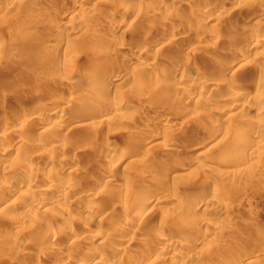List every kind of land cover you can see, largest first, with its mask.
Here are the masks:
<instances>
[{
  "label": "rangeland",
  "instance_id": "obj_1",
  "mask_svg": "<svg viewBox=\"0 0 264 264\" xmlns=\"http://www.w3.org/2000/svg\"><path fill=\"white\" fill-rule=\"evenodd\" d=\"M252 25L255 33H250ZM261 34L264 0H22L18 4L0 0V107L5 103L12 109L7 113L0 108V119L26 126L12 132L20 148L8 139L7 150H0V264H66L67 257L76 259L75 264H98L101 255L121 256L125 245L130 253L123 255L122 264H139L135 251L159 233L164 241L195 245L194 253L181 250L199 258L187 257L186 264H264V137L252 139L261 147L253 157L242 144L251 125L264 120V108L258 110L264 107ZM126 43L143 44L141 57L124 49ZM180 62L187 63V75H173ZM191 76L199 83L188 82ZM202 82L206 86L201 89ZM235 91L242 96L234 107H215L214 101ZM106 94H117L121 100L112 111L87 116L96 98ZM251 97L258 102L254 104ZM66 104L70 110H65ZM116 108L126 111V117L119 116ZM163 122L172 128L165 135ZM175 134L183 137L177 139ZM170 142L177 145V154L164 148ZM200 160L208 166L197 165ZM41 165L49 168L40 185L55 189L47 196L55 195L53 200L31 207L32 202L45 200L6 192L12 180L9 172L23 167L35 174ZM60 169L70 170L71 176L60 178ZM110 169L130 176L132 189L121 177L107 182ZM173 169L182 175L179 180L171 178ZM19 183L26 188V183ZM167 183L184 187L187 201L200 200L191 209L207 218L212 233L204 224L196 226L191 236L182 234L187 226L176 223L182 207L174 206ZM154 185L168 200L144 205L156 192ZM64 186L90 189L91 200L81 198L70 207L73 196L63 203L55 193ZM137 186L148 190V198L137 200L135 210ZM212 194L218 201L207 207L211 213L205 199ZM22 206L34 209L22 214ZM216 207H224L227 215L214 214ZM94 227L102 228V233L78 248L80 237ZM124 227H140L129 244L122 236ZM227 232L228 242L218 241L221 235L228 238ZM246 238L262 241L261 256L251 255L252 249L242 243ZM24 243H28L25 249ZM48 245L57 247L56 253ZM161 247L150 245L143 254L151 262L172 253H159Z\"/></svg>",
  "mask_w": 264,
  "mask_h": 264
},
{
  "label": "bare ground",
  "instance_id": "obj_2",
  "mask_svg": "<svg viewBox=\"0 0 264 264\" xmlns=\"http://www.w3.org/2000/svg\"><path fill=\"white\" fill-rule=\"evenodd\" d=\"M12 3L13 4H18V3H22V0H12ZM78 6V5H77ZM96 10V9H95ZM95 14V13H94ZM234 16V15H233ZM256 16V15H255ZM258 19V18H257ZM254 27H255V22H254ZM253 25L252 26H248L249 27V29H250V33L252 32H254L255 31V28L253 27ZM213 26V25H212ZM257 27V26H256ZM257 31H258V29H257ZM172 33V32H171ZM245 33V32H244ZM255 33V32H254ZM257 33V32H256ZM157 34V33H156ZM258 34V33H257ZM246 35V34H245ZM261 35H263V34H261ZM54 36V35H53ZM57 36V35H56ZM182 36V35H181ZM184 36V35H183ZM258 36H260L259 34H258ZM264 36V35H263ZM49 37V36H48ZM64 37V36H63ZM215 37V36H214ZM234 37V36H233ZM261 37V36H260ZM57 38V37H56ZM262 38V37H261ZM145 39V38H144ZM240 39V38H239ZM48 40V39H47ZM62 40V39H61ZM55 41V40H54ZM140 42V41H139ZM148 44V43H147ZM56 46V45H55ZM142 46H143V44H131V43H126L125 44V46H123L124 47V49H126V50H129V51H131L133 54H135V55H139L137 58H139V57H141L140 55H142L143 54V52H142ZM225 46V45H224ZM228 47V46H227ZM42 48V47H41ZM40 48V49H41ZM160 49H162V48H160ZM18 50V49H17ZM23 50V49H22ZM44 50H45V48H44ZM161 51V50H160ZM166 51V50H165ZM43 52V51H42ZM2 53V52H1ZM34 54V53H33ZM184 55V54H183ZM227 55H230V54H227ZM226 55V56H227ZM242 55V54H241ZM35 57V56H34ZM233 57H235V56H233ZM239 58V57H238ZM224 59V58H223ZM235 58H233V60H234ZM237 59V58H236ZM29 60V59H28ZM139 62H140V60H139ZM137 63H138V60H137ZM170 64V63H169ZM172 64V63H171ZM173 64H174V62H173ZM222 64H224V63H222ZM92 65V64H91ZM143 65V64H142ZM96 66V65H95ZM147 66V65H146ZM256 66H257V64H256ZM259 66V65H258ZM67 68V67H66ZM65 68V69H66ZM70 68V67H69ZM68 68V69H69ZM138 68H140V66L138 67ZM93 69V68H92ZM175 69V68H174ZM146 70V69H145ZM176 73L175 74H173V75H176V74H178L179 73V75L181 76V75H187L188 74V72H189V70L190 69H188V66H187V63H185V62H183V63H178L177 65H176ZM69 72H70V70H68ZM151 71V70H150ZM72 72V71H71ZM212 72V71H211ZM214 73V72H213ZM74 73L72 72V74H70L73 78H76V76H74L73 75ZM110 77V76H109ZM175 77V76H174ZM237 77V76H236ZM107 80H109V81H111V82H117V81H119L118 79H115V78H108ZM212 80V79H211ZM188 82H191V83H196V79H195V77L193 78L192 76H191V78H189V80H188ZM198 82V81H197ZM120 83H122L121 81H119V82H117L116 84H120ZM199 83V82H198ZM198 83H196V84H198ZM220 83V82H219ZM205 84V83H204ZM204 84H203V82L202 83H200V87H201V89L202 88H204L205 86H204ZM195 85V84H194ZM233 85V84H232ZM237 86V85H236ZM213 90H215L214 89V87H211L210 88V91H213ZM229 93V92H228ZM242 93H239L238 91H235L234 93H232L231 95H222L220 98H219V100L218 101H214V102H216L218 105H216V103H214L216 106L215 107H218L220 104L223 106H229V108H232V107H234L235 105H236V103L238 102V99H240V97L242 96L241 95ZM107 95V94H106ZM105 95V97H100L99 98V100H97V98H96V101L94 102V104L92 105V109L90 110V112L87 114V116H91V115H93L94 113H96L97 111H103V110H105V111H107V112H109L110 110L112 111V109H114L115 108V106H116V104L121 100L120 99V97H118V95L116 94H112V95H110V94H108L107 96ZM244 95V94H243ZM120 96V95H119ZM244 97V96H243ZM263 98H264V95H263ZM263 98H262V101L261 102H264L263 101ZM251 99L254 101V104H256L257 102H258V99H257V97L255 98L254 97V99L251 97ZM261 100V99H260ZM6 101V100H5ZM251 101V100H250ZM252 101V102H253ZM256 102V103H255ZM7 103V102H6ZM146 103V102H145ZM1 104H4V105H2V107H0L1 108V110H3L4 112H9V111H11L12 109L10 108V107H8L5 103H1ZM262 104L263 103H261V104H259V105H261L262 106ZM67 105V104H66ZM143 105V104H142ZM263 106H264V104H263ZM257 107H258V105H257ZM70 108H71V105H67L66 107H65V110L67 111V110H70ZM264 107H260L259 106V108H258V110L260 111V110H262ZM55 109V108H54ZM118 111H116L117 112V114L119 115V116H121V117H123V116H125V112L124 111H122V109H120V108H116ZM222 109V108H221ZM234 109V108H233ZM40 110V109H39ZM45 109H43V111H44ZM56 110V109H55ZM228 110H230V109H228ZM18 111V110H17ZM15 112V111H14ZM38 112H40V111H38ZM264 112V111H263ZM2 113V112H1ZM0 113V114H1ZM16 114H17V112H15ZM49 113V112H48ZM47 113V114H48ZM55 112L54 111H50V114H54ZM100 113H102V112H100ZM207 113H209V112H207ZM211 113V112H210ZM49 114V115H50ZM98 114V113H97ZM3 115V114H2ZM5 115V114H4ZM55 115V114H54ZM206 115V114H205ZM204 115V116H205ZM214 115H215V113H214ZM209 116V115H208ZM242 116V115H241ZM126 117V116H125ZM124 117V118H125ZM231 117H235V116H230V118ZM214 119H215V117H213ZM227 118V117H226ZM239 118V117H238ZM31 119V118H30ZM209 119H210V117H209ZM217 119H219V118H217ZM216 119V120H217ZM211 120H213V119H211ZM205 121H206V119H205ZM8 122H6V121H4V120H2V119H0V127H1V132H0V150L1 151H6L7 150V147L5 146V142L9 139H12L13 137H12V132L13 131H21L24 127H26L25 125H21V124H19V125H8L7 124ZM164 123V122H163ZM254 124V123H253ZM182 128V127H181ZM187 128H189V127H187ZM186 128V129H187ZM171 124H169V123H164V126H162V134L163 133H168V132H171ZM175 130V129H174ZM179 130V129H178ZM181 130V129H180ZM184 131V130H183ZM187 131H189V130H187ZM191 131V130H190ZM245 131V130H244ZM44 132V131H43ZM186 132V131H185ZM247 132V131H246ZM182 133V132H181ZM190 133V132H189ZM188 133V134H189ZM243 133V132H242ZM241 133V134H242ZM46 134V133H45ZM158 134L160 135V133L158 132ZM157 134V135H158ZM191 134V133H190ZM241 134H239V135H241ZM243 134H245V133H243ZM247 134V133H246ZM157 135L155 136V138L157 137ZM163 135H165V134H163ZM238 135V136H239ZM178 136V138L177 139H181L183 136H180L179 137V135H177ZM176 136V134H175V137H177ZM226 136V135H225ZM246 136V135H245ZM154 137V136H153ZM254 137H264V120H257V122H255V124L254 125H251V128H250V130L248 131V135H247V137H245V139L243 140V143L242 144H244V145H246V147L248 146V148H249V150H251L250 151V154L248 155L249 157H253V155L254 154H256V153H258L260 150H261V147H260V145H257L256 143H254V141H252V139L254 138ZM188 138H189V136H188ZM236 138H237V136H236ZM241 138H242V136H241ZM55 139V138H54ZM175 139V138H174ZM177 139H176V141H177ZM226 139V138H225ZM239 139V138H238ZM13 140V143H14V145L16 146V148H20V141L19 140H15V139H12ZM58 141V140H57ZM180 140H178V142H179ZM238 141H240V139L238 140ZM50 142V141H49ZM52 142H54L53 140L51 141V143ZM172 142V141H171ZM169 143V144H165L164 145V143H163V145H164V148L167 150V152H170V155L171 154H173V153H176L178 150L175 148V146H177L175 143ZM175 142V141H174ZM181 142V141H180ZM184 142V141H183ZM236 142V140H234L233 139V141L230 143V145H229V148H230V150H231V148H232V146H233V144ZM157 143V142H156ZM47 144V143H46ZM158 144V143H157ZM240 144H241V142H240ZM163 145L161 144V146H162V148H163ZM180 147V146H179ZM42 149V148H41ZM59 149V148H58ZM227 149H228V147H227ZM188 151V150H187ZM4 153V152H3ZM177 154V153H176ZM179 154V153H178ZM176 156V155H175ZM234 156V155H233ZM243 156V155H242ZM0 157H1V155H0ZM166 157V156H165ZM177 157V156H176ZM248 157V158H249ZM2 158V157H1ZM0 158V165H1V163H2V159ZM155 158V157H154ZM246 158V157H245ZM156 159V158H155ZM162 159V158H161ZM121 160V159H120ZM153 160V159H152ZM152 160L150 159V160H148V161H151L152 162ZM155 161V160H154ZM153 161V162H154ZM160 161V160H159ZM163 161V160H162ZM164 161H165V159H164ZM72 162V161H71ZM150 162V163H151ZM149 163V162H148ZM149 163V164H150ZM153 164V163H152ZM155 164V163H154ZM162 164H164V163H162ZM89 165V164H88ZM197 165H199V166H208V163L207 162H205L204 160L203 161H201L200 160V162H198L197 163ZM27 167V166H26ZM97 167V166H96ZM31 168V167H30ZM48 166H43V165H41L39 168H38V170H37V172H35V174H34V171L32 170V169H27V168H23V167H19V168H17V170L14 172V173H12V172H9L8 173V178L10 177L12 180L7 184V186H5L6 188V192L8 191V192H19L21 195H23V196H26V197H33V200H35V197L37 198V199H39V201L40 200H45L44 201V203H42L43 201H40V202H35L34 201V203L32 204L31 203V207H32V205L33 206H36V204L38 203V207H40L41 205H44V204H46L48 201H51V200H53L54 199V197H55V195H54V197L52 196V198L51 197H48L47 198V196L49 195V194H51L54 190L51 188L50 189V187L48 188V187H42V185H40V180L41 179H43L42 177H43V175H45V172L48 170ZM113 168V167H112ZM146 168H148V167H146ZM158 168V167H157ZM109 168L107 167L106 168V170H108ZM160 169V168H159ZM146 170H149V169H145L144 171H146ZM169 170V169H168ZM152 171V170H151ZM153 171H154V169H153ZM49 172H50V170H49ZM147 172V171H146ZM51 173V172H50ZM105 173V172H104ZM123 173V172H122ZM156 173V172H155ZM172 176H171V178L173 177V179H180L181 177H182V175L180 174V173H177V170H175V169H173V171H172ZM124 174V173H123ZM58 175H59V177L60 178H67V177H70L71 176V171L70 170H68V169H66V170H63V169H60L59 170V172H58ZM106 176H107V178L108 179H106L107 180V182H113L114 181V179H116V178H118V177H121V180L124 182V185L126 186V188L127 189H130L131 188V186H132V179L130 178V176H128V175H119V173L116 171V170H114V169H110L106 174H105ZM163 176V175H162ZM263 176V175H262ZM261 176V177H262ZM159 177V176H158ZM168 177H170V176H168ZM260 177V178H261ZM163 177H161V179H162ZM167 178V176L166 177H164V179H166ZM154 179V178H153ZM155 179H157V178H155ZM158 179H160V177L158 178ZM158 179L155 181L156 183H157V181H158ZM163 179V180H164ZM43 181V180H42ZM167 181V180H166ZM262 181H264V179L262 180ZM19 182H24V183H26V188H21L19 185H20V183ZM45 182V181H44ZM68 182V181H67ZM116 182V181H115ZM135 182V181H134ZM154 182V183H155ZM152 183H153V181H152ZM155 183V184H156ZM165 183V182H164ZM64 184V183H63ZM68 184V183H67ZM110 184H112V183H110ZM116 184V183H115ZM121 184H122V182H121ZM65 185V184H64ZM138 185V184H137ZM142 185H144V184H142ZM166 185H168V183L166 184ZM44 186V185H43ZM61 186V185H60ZM136 185H134V187H135ZM146 185H144V187H145ZM148 187H149V185H147ZM155 187H154V189L156 188V185H154ZM169 186V185H168ZM52 187H54V186H52ZM68 187V188H67ZM67 187H60V188H58L57 190H56V195H57V199H59V200H62V202L63 201H65V200H67L69 197H68V195H70V196H73L74 197V200H71V202L70 203H68V204H70L69 206L71 207V206H73V205H75V204H77V201L79 200V199H81V198H88L89 199V201L91 200V195H92V193L93 192H91L90 191V189H83V188H74V189H72L71 187V189L69 188V186H67ZM138 188L135 190V192L133 193V195H134V208H132V209H135L136 210V208H138L139 207V205L138 204H136V202L138 203V201L137 200H139L142 196H144L145 194H147L148 193V190L146 189V188H144V187H139V186H137ZM158 187V186H157ZM170 187V186H169ZM169 187H167V189H166V187H165V189L166 190H168V192H169V194L168 195H170L171 196V198L169 197V196H167V197H169L171 200H173V201H175V204H174V206L175 207H182L181 208V213L177 216L178 218V222H176V223H180V224H182V225H186L187 227L185 228V229H181V232H182V234L183 235H188V236H191V234L194 232V230H195V227L196 226H199V227H197V228H203V226L202 225H204L206 222H207V218H203L202 216L203 215H201V216H199L197 213H198V211H197V213H195L191 208H193L192 207V205H194V207H195V205H200V200L199 201H195V202H189V200L187 201V199H186V193H187V191H185L182 187H176L175 185L173 186H171L170 188ZM125 188V189H126ZM136 188V187H135ZM134 188V189H135ZM151 188H153V187H151ZM201 188V187H200ZM132 189V188H131ZM133 189V190H134ZM150 189V188H149ZM157 189V188H156ZM155 189V190H156ZM162 189H164V188H162ZM164 189V190H165ZM199 189V188H198ZM201 189H203V188H201ZM51 190H53V191H51ZM158 190V189H157ZM156 190V192H154L153 193V195H152V197H151V194H150V197L148 198V196H146L145 195V197H147L148 199H145L146 201H145V204L144 205H148L150 202L152 203L153 201H156V202H162L163 200H168L167 198H164V194L163 193H161L160 194V188H159V190L157 191ZM50 191H51V193H50ZM199 191H200V189H199ZM198 191V192H199ZM150 192V191H149ZM195 193H196V191H195ZM202 193V192H201ZM54 194V193H53ZM126 194V193H125ZM163 194V195H162ZM194 194V193H193ZM204 194L206 195V193L204 192ZM196 195V194H195ZM196 196H198V194L196 195ZM203 196L204 195H202V196H198V197H202L203 198ZM209 196V197H208ZM207 197H206V199H205V206H206V210L208 211H210L211 213H212V210H210L209 208H207V207H209L210 205L209 204H211V202H213V204H214V202H216V201H218L217 199L218 198H216V195H214V194H212V195H208ZM144 197V198H145ZM36 199V200H37ZM57 199H56V201H57ZM87 199V200H88ZM93 199V198H92ZM194 199H196V198H194ZM32 200V201H33ZM123 200V199H122ZM191 201V200H190ZM68 202V201H67ZM155 202V203H156ZM169 202H171V201H169ZM201 202H202V200H201ZM63 203H65V202H63ZM78 203H79V201H78ZM133 203V202H132ZM217 203V202H216ZM215 203V204H216ZM67 204V203H66ZM158 204V203H157ZM204 204V203H203ZM150 205V204H149ZM171 205V204H170ZM62 206V205H61ZM127 206H129L130 207V205H127ZM23 207V206H22ZM37 207V208H38ZM65 207V206H64ZM70 207H66V209L67 208H70ZM152 208V207H151ZM197 208V207H196ZM199 208V207H198ZM217 208V207H216ZM32 209H34V208H32ZM30 207H23V211L22 212H24V213H22V214H29L30 213V210H32ZM139 209V208H138ZM138 209H137V211H138ZM68 210V209H67ZM214 210V209H213ZM153 211V210H152ZM156 210H154L153 212H155ZM89 212V211H88ZM90 212H91V210H90ZM132 212H134V210H132ZM152 212V213H153ZM215 213L214 214H216L217 216H220V217H225L226 215H227V212H226V209L224 208V207H222V208H217L215 211H214ZM112 213V212H111ZM135 213V212H134ZM139 213V212H138ZM204 213V212H203ZM202 213V214H203ZM34 214H35V211H34ZM33 214V215H34ZM133 214V213H132ZM144 215V214H143ZM156 215V214H155ZM182 215H188L186 218H184V216L182 217ZM206 215V214H205ZM152 217H153V215H151ZM206 217V216H205ZM149 218H151V217H149ZM124 219V218H123ZM129 219V218H128ZM128 219H126V220H128ZM234 219V218H233ZM152 220V219H151ZM166 220V219H165ZM164 220H162L161 222H163ZM176 221V220H175ZM19 222V221H18ZM171 224H172V222H171ZM96 225V224H95ZM99 225V224H98ZM156 225V224H155ZM158 225V224H157ZM164 225V224H163ZM166 225V224H165ZM164 225V226H165ZM206 225V224H205ZM204 225V226H205ZM100 226V225H99ZM125 226V225H124ZM131 226H132V224H131ZM135 226V225H134ZM143 226V225H142ZM141 225H140V227H142ZM171 226V225H170ZM173 226V225H172ZM201 226V227H200ZM207 226V225H206ZM89 226L87 225V227H85V228H88ZM140 227H137L138 229L140 228ZM160 227V226H159ZM158 227V228H159ZM179 227V226H178ZM233 227V226H232ZM231 227V228H232ZM134 228V227H133ZM143 228H145V227H143ZM169 228V227H168ZM167 228V229H168ZM207 229V231H209V233H210V231H211V229H208V228H210V227H206ZM102 228H92V229H87V234H86V232H85V235L84 236H82V237H80V239L78 240V242H77V245H78V248H82L83 246H87L86 244L88 243L89 244V242H91L92 240H93V237H98L101 233H102V230H101ZM119 229V228H118ZM138 229H132V228H123L122 230V232H123V235L122 236H124V240H125V242L127 243L128 242V244H129V242H131L132 241V239H133V235H136V232H137V230ZM153 229V228H152ZM159 229H161V228H159ZM176 229V228H175ZM163 230V229H162ZM161 230V231H162ZM178 230V229H177ZM234 230V229H233ZM120 231V230H119ZM153 231V230H152ZM164 231V230H163ZM165 231H166V229H165ZM207 231H205V234H206V232ZM212 231H214V229H212ZM212 231H211V233H212ZM148 232V231H147ZM174 232V231H173ZM218 232V231H217ZM231 232V231H230ZM230 232H227V233H230ZM165 234H166V232H164ZM169 233V232H168ZM167 233V234H168ZM208 233V232H207ZM214 234L216 233V232H213ZM117 234V233H116ZM171 235H172V233H170ZM174 234V233H173ZM203 234H204V232H203ZM224 234H225V232H224ZM120 235V234H119ZM147 235V234H146ZM162 235H164V234H162ZM162 235H160V233L158 234V235H156L154 238H147V240H146V242L144 243L143 242V245H142V248L140 249V250H136L135 252H136V254L138 253V251H139V253H138V256H137V258H136V261L139 263V264H186L187 263V261H189L190 259V257H192V256H190V255H188V256H185L186 255V253L185 252H191V253H194L193 251H194V249H195V245L193 244V243H189V242H187V241H181V240H178V239H175V240H169V241H164L165 240V238H162V237H164V236H162ZM226 235V234H225ZM258 235H259V233H258ZM58 236V235H57ZM193 236V235H192ZM213 236H215V235H213ZM228 236V235H227ZM226 236V237H227ZM264 235H261V237L262 238H264L263 237ZM151 237V236H150ZM166 237V236H165ZM171 237V236H170ZM199 237V236H198ZM225 236H223V235H221V239L220 240H218V241H227V239H229L230 237H231V233H230V236L228 237V238H226ZM255 237V236H254ZM260 237V238H261ZM175 238V237H174ZM177 238V237H176ZM197 238V237H196ZM256 238V237H255ZM258 238H259V236H258ZM261 238V239H262ZM167 240L168 239H170V238H166ZM172 239V238H171ZM184 239V238H183ZM185 239H187V238H185ZM184 239V240H185ZM200 239V238H199ZM198 239V240H199ZM57 240H59V239H57ZM95 240V239H94ZM53 241L55 242L56 241V237L53 239ZM105 241V239H103L102 241H100L101 243H103ZM190 241H191V239H190ZM196 242V241H195ZM194 242V243H195ZM199 242V241H198ZM228 242V241H227ZM61 243V242H60ZM141 243V242H140ZM221 242H219V244H220ZM222 243H224V242H222ZM242 243H244V245L247 247V248H249V249H252V252H251V250H249V252L251 253V255L253 256H261L260 254V249H261V244H262V241L261 240H257V239H255V240H252V239H248V238H246L245 239V241L244 242H242ZM27 244L28 243H24V245H23V249H25L26 247H27ZM51 244H53V243H51ZM131 244V243H130ZM55 245V244H54ZM59 245V244H58ZM75 245H76V242H75ZM76 245V246H77ZM132 245V244H131ZM150 245H161L162 247L158 250L159 251V253L161 252L162 254H163V252H169L170 253V251H172V253H170V255H168V256H164V259H162V260H157L156 258L155 259H153L151 262L149 261L150 259L147 257V256H145L143 253H144V249L146 248V247H148V246H150ZM49 246V245H48ZM113 246H114V244H113ZM126 246V245H125ZM124 246V248L122 249V251L123 252H121L120 251V253H122V255L121 256H118L117 258H115V259H111V258H109L108 256H105V255H101V256H99V258H98V261L96 262V263H98V264H122L123 262H124V258H123V255H126V254H129L130 253V247L129 246H126L125 247ZM243 246V245H242ZM116 247V246H115ZM115 247H113V248H115ZM117 248V247H116ZM116 248L114 249L115 251H118V250H116ZM122 248V247H121ZM120 247L118 248V249H121ZM49 249H50V251H52L53 253H56V251H57V247H55V246H52V247H50L49 246ZM127 249V250H126ZM129 249V250H128ZM198 249V248H197ZM215 249H216V247H215ZM80 250V249H79ZM181 250L183 251V250H185V252H181ZM147 251V250H146ZM47 252V251H46ZM119 252V251H118ZM211 252V251H210ZM59 253V252H58ZM82 253V252H81ZM158 253V252H157ZM219 253V252H218ZM249 253V254H250ZM166 254V253H165ZM212 254V253H211ZM210 254V255H211ZM51 255H52V253H51ZM151 255V254H150ZM69 256V255H68ZM136 256V255H135ZM159 256V255H158ZM196 255L195 254H193V257L192 258H194ZM212 256V255H211ZM210 256V257H211ZM35 257V256H34ZM33 257V258H34ZM92 257V256H91ZM133 257V256H132ZM187 257H189V258H187ZM213 257V256H212ZM254 257V258H255ZM256 257V258H257ZM60 258H62V257H60ZM163 258V257H162ZM196 258V257H195ZM255 258V259H256ZM134 259V258H133ZM161 259V258H160ZM187 259H189V260H187ZM199 258H196L195 260H198ZM227 260V259H226ZM229 260V259H228ZM33 261V260H32ZM39 261H40V259H39ZM77 260L76 259H74V258H72V257H67L66 259H65V262H66V264H75V263H77L76 262ZM36 262V261H35ZM41 262V261H40ZM63 263H64V261H63ZM202 263V262H201ZM216 263V262H215ZM253 263V261H246L245 263H241V264H252Z\"/></svg>",
  "mask_w": 264,
  "mask_h": 264
}]
</instances>
